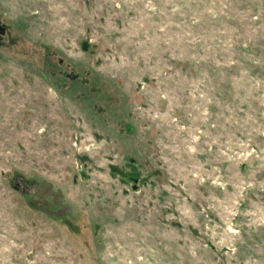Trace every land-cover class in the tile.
I'll return each mask as SVG.
<instances>
[{"label":"rangeland","instance_id":"obj_1","mask_svg":"<svg viewBox=\"0 0 264 264\" xmlns=\"http://www.w3.org/2000/svg\"><path fill=\"white\" fill-rule=\"evenodd\" d=\"M0 26V264H264V0H0Z\"/></svg>","mask_w":264,"mask_h":264},{"label":"water","instance_id":"obj_2","mask_svg":"<svg viewBox=\"0 0 264 264\" xmlns=\"http://www.w3.org/2000/svg\"><path fill=\"white\" fill-rule=\"evenodd\" d=\"M4 32V30H3V28H1L0 29V33H3ZM82 48L84 49V50H87L88 49V43L87 42H84L83 44H82ZM69 77L71 78V79H74L75 77H76V74H69Z\"/></svg>","mask_w":264,"mask_h":264},{"label":"flooded vegetation","instance_id":"obj_3","mask_svg":"<svg viewBox=\"0 0 264 264\" xmlns=\"http://www.w3.org/2000/svg\"><path fill=\"white\" fill-rule=\"evenodd\" d=\"M2 27L0 26V29H1Z\"/></svg>","mask_w":264,"mask_h":264}]
</instances>
